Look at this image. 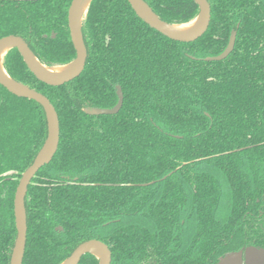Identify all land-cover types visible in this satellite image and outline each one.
I'll return each mask as SVG.
<instances>
[{
	"label": "trees",
	"instance_id": "trees-1",
	"mask_svg": "<svg viewBox=\"0 0 264 264\" xmlns=\"http://www.w3.org/2000/svg\"><path fill=\"white\" fill-rule=\"evenodd\" d=\"M143 1L168 24L199 13L193 0ZM71 2L0 0V39L23 38L45 66L71 63ZM207 2V30L185 43L152 29L127 0H91L85 66L61 86L38 81L16 49L5 54V72L50 101L60 132L27 188L22 264H62L88 240L109 248L111 264H217L248 246L264 250V0ZM232 32L229 56L205 61ZM118 86V113L85 112L114 107ZM46 136L41 106L0 85V264H10L16 238V187ZM79 264L99 260L86 254Z\"/></svg>",
	"mask_w": 264,
	"mask_h": 264
},
{
	"label": "water",
	"instance_id": "water-1",
	"mask_svg": "<svg viewBox=\"0 0 264 264\" xmlns=\"http://www.w3.org/2000/svg\"><path fill=\"white\" fill-rule=\"evenodd\" d=\"M193 1L197 4L199 9L198 16L194 19H198V24L190 32L179 33L171 28L172 25L178 24H168L162 21L143 0H127L135 14L152 29L158 31L173 41L185 43L193 42L200 38L207 30L210 23L211 11L207 0ZM84 2L85 0H72L68 9V28L76 56L71 63L64 65H73L72 68L67 72L58 74H48L44 72L39 66L43 64L37 60L30 50L28 44L23 38L19 36L9 35L0 39V53L5 47H7V50L5 51L0 62V85L11 94L20 98L32 100L41 106L45 113L47 123V136L44 144L37 153L32 164L22 173L14 194L13 211L16 238L10 255V264H22L27 237L26 212L24 206L27 188L37 172L43 166L47 165L54 157L59 144L60 132L58 116L50 101L41 93L21 83H18L9 77L3 68V59L9 50L16 49L20 54L24 64L33 74V76L38 81L49 86H61L78 77L85 66L87 58V50L81 34V27L91 0H89L87 9L82 14L81 8ZM235 37L236 33L232 32L230 40L224 51L218 56L207 57L204 60L212 62L222 61L227 58L234 48ZM116 95L117 103L114 107L109 109L88 108L85 110V112L91 116L114 115L118 113L123 102V95L119 86L116 87ZM57 229L61 230L60 227ZM95 252H99L101 256L98 257L94 254ZM86 254L95 256L99 260V264H111V253L109 248L98 240H88L79 244L62 264H79L81 258ZM217 264H264V250L249 246L238 252L226 255L225 257L221 258Z\"/></svg>",
	"mask_w": 264,
	"mask_h": 264
},
{
	"label": "bare ground",
	"instance_id": "bare-ground-1",
	"mask_svg": "<svg viewBox=\"0 0 264 264\" xmlns=\"http://www.w3.org/2000/svg\"><path fill=\"white\" fill-rule=\"evenodd\" d=\"M89 4V0H85V2L83 3L82 5V8H81V13L83 14L85 12V10L87 9V6ZM198 24V19L190 22V23H187V24H182V25H172V29L175 30L176 32H179V33H187V32H190L191 30H193L196 25ZM7 50V47H5L1 53H0V62L2 60V57L5 53V51ZM40 68L48 73V74H58V73H64V72H67L68 70H70L72 68L73 65H68V66H63V67H46V66H43V65H39ZM95 255H97L98 257H100V253L99 252H95L94 253Z\"/></svg>",
	"mask_w": 264,
	"mask_h": 264
},
{
	"label": "flooded vegetation",
	"instance_id": "flooded-vegetation-1",
	"mask_svg": "<svg viewBox=\"0 0 264 264\" xmlns=\"http://www.w3.org/2000/svg\"><path fill=\"white\" fill-rule=\"evenodd\" d=\"M249 247V246H248ZM254 247V246H253Z\"/></svg>",
	"mask_w": 264,
	"mask_h": 264
}]
</instances>
